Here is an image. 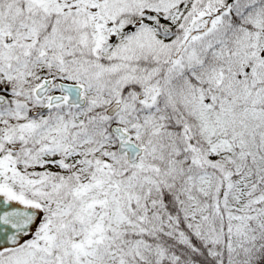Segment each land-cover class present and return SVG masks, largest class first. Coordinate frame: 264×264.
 <instances>
[{
    "label": "snow or ice",
    "instance_id": "obj_1",
    "mask_svg": "<svg viewBox=\"0 0 264 264\" xmlns=\"http://www.w3.org/2000/svg\"><path fill=\"white\" fill-rule=\"evenodd\" d=\"M0 264H264V0H0Z\"/></svg>",
    "mask_w": 264,
    "mask_h": 264
}]
</instances>
